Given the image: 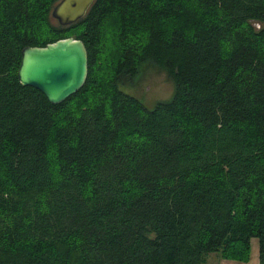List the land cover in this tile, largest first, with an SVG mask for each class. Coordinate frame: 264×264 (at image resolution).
I'll return each instance as SVG.
<instances>
[{
	"label": "trees",
	"instance_id": "1",
	"mask_svg": "<svg viewBox=\"0 0 264 264\" xmlns=\"http://www.w3.org/2000/svg\"><path fill=\"white\" fill-rule=\"evenodd\" d=\"M0 0V264H264V0ZM67 37L82 88L51 104L21 51ZM147 65L172 96L119 85Z\"/></svg>",
	"mask_w": 264,
	"mask_h": 264
},
{
	"label": "water",
	"instance_id": "2",
	"mask_svg": "<svg viewBox=\"0 0 264 264\" xmlns=\"http://www.w3.org/2000/svg\"><path fill=\"white\" fill-rule=\"evenodd\" d=\"M93 1L59 0L51 16L60 26H69L86 14ZM87 74V50L75 37L59 39L44 47H24L17 70L18 81L40 91L51 104H59L77 93Z\"/></svg>",
	"mask_w": 264,
	"mask_h": 264
},
{
	"label": "rangeland",
	"instance_id": "3",
	"mask_svg": "<svg viewBox=\"0 0 264 264\" xmlns=\"http://www.w3.org/2000/svg\"><path fill=\"white\" fill-rule=\"evenodd\" d=\"M50 20L52 24H58L52 16ZM119 88L123 92L138 98L148 109H151L159 101L169 99L174 89L166 73L152 65L143 67L138 77L125 81L119 85ZM257 245V239L252 238L251 247H253V250Z\"/></svg>",
	"mask_w": 264,
	"mask_h": 264
},
{
	"label": "crops",
	"instance_id": "4",
	"mask_svg": "<svg viewBox=\"0 0 264 264\" xmlns=\"http://www.w3.org/2000/svg\"><path fill=\"white\" fill-rule=\"evenodd\" d=\"M205 264H261L259 259L258 245L253 250V247H251V243H250V255L247 261L242 262V261H236L230 259H221L217 255L212 254L207 258Z\"/></svg>",
	"mask_w": 264,
	"mask_h": 264
}]
</instances>
